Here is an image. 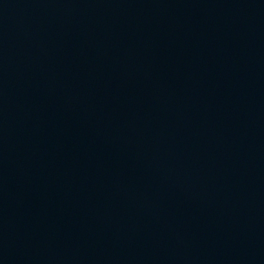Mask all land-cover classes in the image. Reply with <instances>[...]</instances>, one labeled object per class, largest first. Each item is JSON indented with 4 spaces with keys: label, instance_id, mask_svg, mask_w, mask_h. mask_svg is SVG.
Segmentation results:
<instances>
[{
    "label": "water",
    "instance_id": "95a60500",
    "mask_svg": "<svg viewBox=\"0 0 264 264\" xmlns=\"http://www.w3.org/2000/svg\"><path fill=\"white\" fill-rule=\"evenodd\" d=\"M0 264H264V0H0Z\"/></svg>",
    "mask_w": 264,
    "mask_h": 264
}]
</instances>
